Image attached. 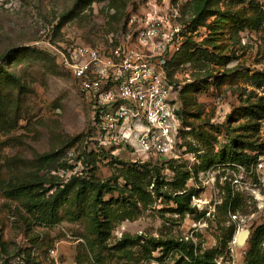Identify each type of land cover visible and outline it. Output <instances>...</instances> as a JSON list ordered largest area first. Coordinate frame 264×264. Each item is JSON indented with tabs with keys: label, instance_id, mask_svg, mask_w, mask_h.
I'll use <instances>...</instances> for the list:
<instances>
[{
	"label": "rangeland",
	"instance_id": "1",
	"mask_svg": "<svg viewBox=\"0 0 264 264\" xmlns=\"http://www.w3.org/2000/svg\"><path fill=\"white\" fill-rule=\"evenodd\" d=\"M147 1L0 0V60L8 50L29 48L5 62L3 74L13 82L0 81V264H172L159 260L160 249L149 252L154 240L168 239H191L212 251L216 264H248L251 241L264 257V239L255 241L264 224V21L253 24L264 16V0H211L216 14L197 27L195 0L186 6L192 54L172 67L177 107L190 127L183 157L170 164L123 150L89 155L90 107L51 45L115 39ZM57 151L59 166L51 170L42 156ZM145 163L149 172L140 180L149 196L142 202L126 176ZM184 172L191 175L185 191L192 192V209L179 213L173 183ZM83 179L116 187L103 192L106 203L113 199V229L104 239L93 230L92 201L78 195ZM20 184L38 187L45 199L66 191L55 221L40 219L30 193L10 192ZM125 235L137 244L120 248Z\"/></svg>",
	"mask_w": 264,
	"mask_h": 264
},
{
	"label": "built area",
	"instance_id": "2",
	"mask_svg": "<svg viewBox=\"0 0 264 264\" xmlns=\"http://www.w3.org/2000/svg\"><path fill=\"white\" fill-rule=\"evenodd\" d=\"M181 0H148L125 33L101 44L51 45L92 114L93 145L131 157H183L177 91L164 64L190 37Z\"/></svg>",
	"mask_w": 264,
	"mask_h": 264
},
{
	"label": "trees",
	"instance_id": "3",
	"mask_svg": "<svg viewBox=\"0 0 264 264\" xmlns=\"http://www.w3.org/2000/svg\"><path fill=\"white\" fill-rule=\"evenodd\" d=\"M94 0H79L81 4L90 5L93 3ZM191 0L186 1L182 5V16L184 14L186 6L189 4ZM211 3V0H195L194 1V13H195V19L193 20V23L195 24V27H197L198 21H203L208 17H211L215 15L216 13L214 11H211L209 8V4ZM131 13V12H130ZM226 17V16H225ZM223 17L222 19H225ZM182 21V17L180 18ZM264 21L263 15H258L253 20V24L255 26L261 25ZM188 28L191 26V22L188 20L182 21ZM128 23V22H127ZM126 23L125 27H128V24ZM63 23L58 25V28L62 26ZM62 44H59L57 46H61ZM193 47V42L191 37L187 39V41L184 43L183 49L178 52L176 55H174L170 60H167V62L164 64V69L167 75V78L170 80L172 84V67L176 65V60L180 56L186 57L188 54H192L191 48ZM29 48H18L15 50H8L7 53H5L4 57L0 60V81H8L13 82V79L9 75H4L3 72L5 71V62L8 60V62L17 60L19 58V55L21 53H24L28 51ZM24 54H21L20 58L24 57ZM55 56V55H54ZM59 64V63H58ZM177 114L179 115L181 119V127H180V138L181 141L184 137L185 133H188L190 131L189 125L185 124L184 116L181 112V109L177 110ZM183 146V141L181 143ZM95 151L97 154L101 155H107V154H118V153H112L111 150H105L100 147L94 146V149H91V152L89 155H91ZM60 153L52 152L48 153L44 156H42V162L45 166L49 167L51 170H57L58 166V157ZM178 159H169L167 163H174ZM234 160L237 161H243V157H236ZM149 162V161H148ZM149 164L145 163L142 165L141 168L138 169L136 172H132L129 175L126 176L127 182L129 185H131L130 191L139 201L145 202L147 197L149 196V193L147 191L143 190V186L140 180V174L143 175L148 170ZM155 172L160 175V172L158 169H155ZM191 178V175L189 173H179L176 175V179L174 181L175 189H177V192L173 194V200L177 204V212L179 213H185L186 211H191V197L192 192L185 191L186 190V184L188 180ZM78 179V178H76ZM79 191L78 195L84 194L89 200L92 201L93 206V230L94 233L97 234L99 239H104L107 234H109L113 229V218L110 217L111 211L108 209V206L113 204V199L111 201L103 200V192L106 190L107 192H113L116 187L110 185V183H97L94 181H87L83 179L81 182L79 181ZM148 184H151V181H148ZM33 190H35L33 192ZM49 190V189H48ZM180 191H185L183 193H179ZM10 192L15 194H27L30 193L32 196L31 203L33 206L39 211V216L42 221L45 222H53L55 221L56 217V211L57 207L60 204V200L63 199L64 193H66L65 190H61L62 196H58V194H52L49 196L50 198L45 199L42 196L43 191H41L38 187L35 188L33 186H29L26 184H20V185H14L11 187ZM36 195V196H35ZM120 200L116 199L114 200L115 204L119 203ZM125 201V200H124ZM101 216H103L101 218ZM130 218V215L128 212H125L124 219ZM255 241L264 239V224L261 225L256 231H255ZM138 239L131 237L129 235H125L120 241L119 246L120 248H125L127 245L131 244H137ZM256 244L253 245L251 241V249L249 251L247 261L248 264H262L264 261L263 254L257 250ZM160 249L163 253L162 257L159 258V260H162L163 257L171 258L173 260L172 264H216L215 262V255L212 251H205L202 252L200 248L196 247L195 243L191 239H181V240H174V239H168V240H154L152 242V249H149L150 254L153 251H156Z\"/></svg>",
	"mask_w": 264,
	"mask_h": 264
},
{
	"label": "water",
	"instance_id": "4",
	"mask_svg": "<svg viewBox=\"0 0 264 264\" xmlns=\"http://www.w3.org/2000/svg\"><path fill=\"white\" fill-rule=\"evenodd\" d=\"M249 234H250V231L249 230H245V231L241 232L239 234V236H238V242L240 244L245 243V241H246L247 237L249 236Z\"/></svg>",
	"mask_w": 264,
	"mask_h": 264
}]
</instances>
